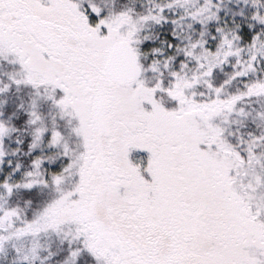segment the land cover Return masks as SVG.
<instances>
[{
  "label": "snow or ice",
  "instance_id": "6c2138e0",
  "mask_svg": "<svg viewBox=\"0 0 264 264\" xmlns=\"http://www.w3.org/2000/svg\"><path fill=\"white\" fill-rule=\"evenodd\" d=\"M0 264H264V0H0Z\"/></svg>",
  "mask_w": 264,
  "mask_h": 264
}]
</instances>
